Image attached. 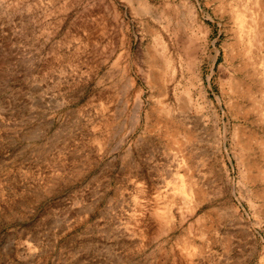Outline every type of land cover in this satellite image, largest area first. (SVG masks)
Segmentation results:
<instances>
[{"label": "rangeland", "instance_id": "374dc122", "mask_svg": "<svg viewBox=\"0 0 264 264\" xmlns=\"http://www.w3.org/2000/svg\"><path fill=\"white\" fill-rule=\"evenodd\" d=\"M240 4L0 0V264H264V148L236 137L264 143V118L229 91L264 102ZM185 127L180 151L166 130Z\"/></svg>", "mask_w": 264, "mask_h": 264}, {"label": "bare ground", "instance_id": "6f19581e", "mask_svg": "<svg viewBox=\"0 0 264 264\" xmlns=\"http://www.w3.org/2000/svg\"><path fill=\"white\" fill-rule=\"evenodd\" d=\"M240 1H241V4H240V9H241L240 12L241 13H238L237 9L236 10H235V8L233 9V6H231V8H230V13L232 14V18L237 13L236 14V20H237V24H238L237 33H238V35H240V37L242 39V42H246V44H247L246 45L247 48L244 50V53L247 56H249L250 55V49H252V48L256 49L257 54H258L259 59H260V64H261V68H262V74L264 76V54L263 53L260 54L261 50L262 51L264 50V0H240ZM249 1H251L250 5H249ZM219 2H221L223 4L224 0H219ZM140 3H141V5H144V4H142V2H140ZM143 11H145V10L143 9ZM146 11H148V10H146ZM151 33H154V32H151ZM148 54L149 53H147V57L150 56L148 58V61H150V65H151V69H150L151 73H150V75L149 74L148 75L153 80V81L151 80L152 83L151 82L150 83H151V85L153 84L152 86L158 87L160 89V82H161V77L160 76L163 75V74H161V75L159 74L158 66H161L160 61L162 59L160 58V60H159L158 58L154 57L153 55H155V54H153V53H152V55H149V56H148ZM118 61H119V59H118ZM246 66H248V62L246 63ZM162 68L163 67L161 66V69ZM162 73H163V71H162ZM247 76L250 77V80H252V81L254 80L252 74L248 73ZM158 79H160L159 82H158ZM231 80H232V83H231V88H230L229 91H231L234 94L237 93L236 90L241 91L242 92V96L244 98H246V99H249L252 102L250 104V106L243 107V109H248V111H253V112L256 111L257 115L259 116L260 119L264 118V102H262L261 100H258L256 97L252 96L253 93L251 92L252 91L251 86L248 85L244 81H240L238 79H235L234 77H231ZM218 100H219V98H218ZM180 106H179V108H181L182 110L186 109V107H187L186 100H184L180 104ZM157 109H158V112L161 113V114H164V113L167 114V112H168L167 110L163 111V109H161V107L159 105L157 106ZM152 110L154 111L156 109L154 108ZM159 116H161V115H159ZM104 117H103V120H102L103 121L102 130H100L101 131V135L104 134V133H111V130L113 128L115 130L116 127L119 125L118 122H117L119 117L118 118L117 117L104 118ZM159 120H160V118H159ZM182 122H183V125H186V123L184 121H182ZM157 125H161L162 127L169 129L168 127H165L166 126L165 122L158 121ZM184 129L186 130V127ZM238 130H239L238 132H241V133L237 132V136L236 137H237L238 143H240V145H242V147H245L246 149H248L250 144H259L260 146H262L264 148L263 141L256 134H254V133H252L250 131H246L244 129H240V127H238ZM167 133H169L168 134V136L170 137L169 140L171 142L175 143V145L174 144H172V145H174V147L177 145V147L179 148L180 151H183L182 146L185 143H187V142L192 140V135L190 134L191 133L190 131L184 132V134H181L180 137L177 136V131L174 130L173 128L170 130V132L166 130V134ZM98 136H100V135H98ZM116 140L117 139H115V141ZM129 153H131V155L133 154L132 152H129ZM248 159L249 158H246L244 160V159H242V156L238 157V160H239L240 164L241 163L245 164L246 173H247L246 178L249 180V182H251V181L255 180L257 178V176L252 173V171H253V167L252 166L255 165L254 162L250 163V161ZM120 160H121V157H120ZM122 160L124 162L127 161L125 163H128V154H125ZM177 176H179V175H177ZM260 178L264 181V176L263 175ZM177 180H178V184L176 186V189L178 191V194H180V195H182L184 197L183 200H184L185 203H189V199L190 198H195L196 201L199 200L198 192H197V190H196V188L194 186L186 184L184 182V180L182 179V177H177ZM163 213H164L163 216H165V218H163V219L167 218V220H166L167 222L165 221V223L166 224L167 223L170 224L171 220H170V217L168 215V212L164 211ZM167 226H170V225H167Z\"/></svg>", "mask_w": 264, "mask_h": 264}]
</instances>
